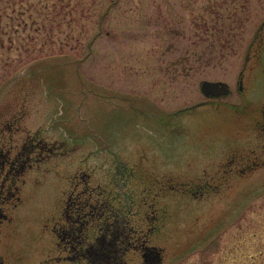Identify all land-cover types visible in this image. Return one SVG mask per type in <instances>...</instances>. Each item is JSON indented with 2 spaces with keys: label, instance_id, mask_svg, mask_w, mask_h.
Returning <instances> with one entry per match:
<instances>
[{
  "label": "rangeland",
  "instance_id": "1",
  "mask_svg": "<svg viewBox=\"0 0 264 264\" xmlns=\"http://www.w3.org/2000/svg\"><path fill=\"white\" fill-rule=\"evenodd\" d=\"M263 22L264 0H0V151L42 158L2 204L0 264H74L51 229L82 174L157 264H264Z\"/></svg>",
  "mask_w": 264,
  "mask_h": 264
},
{
  "label": "flooded vegetation",
  "instance_id": "2",
  "mask_svg": "<svg viewBox=\"0 0 264 264\" xmlns=\"http://www.w3.org/2000/svg\"><path fill=\"white\" fill-rule=\"evenodd\" d=\"M263 28L264 22L261 26L262 30ZM260 31L255 38L259 36ZM185 62L188 60H172L166 67H169L172 73L182 72L185 68L182 63ZM239 89H242L241 81ZM219 98L206 99L215 101ZM260 115L261 119H257L256 125L259 132L264 134V103L260 107ZM33 146V143L30 146L22 145L12 158L9 150L0 151V224L7 218L2 204L15 195L10 189L11 184L26 167L32 165L33 161L41 162L40 156L32 158ZM47 151V156L57 152L54 147L48 148ZM88 179L82 174L69 188L63 197L61 218L52 225L51 230L56 238L55 245L60 246L65 252L61 261H71L74 264H82L79 263L82 260H86V264H122L124 254L134 248L141 251L143 259L141 264H157L161 260L160 250L148 245L145 238H134L128 220L125 217L121 219L117 217L111 205L99 199V194L95 195L97 199H92L93 189H89Z\"/></svg>",
  "mask_w": 264,
  "mask_h": 264
},
{
  "label": "water",
  "instance_id": "3",
  "mask_svg": "<svg viewBox=\"0 0 264 264\" xmlns=\"http://www.w3.org/2000/svg\"><path fill=\"white\" fill-rule=\"evenodd\" d=\"M200 91L206 97L226 96L229 93V86L224 81L202 80L200 83Z\"/></svg>",
  "mask_w": 264,
  "mask_h": 264
},
{
  "label": "trees",
  "instance_id": "4",
  "mask_svg": "<svg viewBox=\"0 0 264 264\" xmlns=\"http://www.w3.org/2000/svg\"><path fill=\"white\" fill-rule=\"evenodd\" d=\"M246 6H247V4H246V3H244L242 8H244V9H245V8H246Z\"/></svg>",
  "mask_w": 264,
  "mask_h": 264
}]
</instances>
